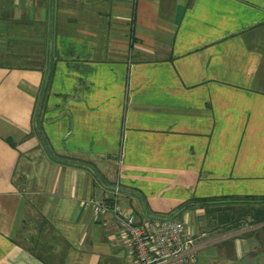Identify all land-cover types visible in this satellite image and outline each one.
Segmentation results:
<instances>
[{
  "label": "crops",
  "instance_id": "1",
  "mask_svg": "<svg viewBox=\"0 0 264 264\" xmlns=\"http://www.w3.org/2000/svg\"><path fill=\"white\" fill-rule=\"evenodd\" d=\"M226 194L264 195V0H0V264H134L112 204ZM177 215L190 264H264Z\"/></svg>",
  "mask_w": 264,
  "mask_h": 264
},
{
  "label": "built area",
  "instance_id": "2",
  "mask_svg": "<svg viewBox=\"0 0 264 264\" xmlns=\"http://www.w3.org/2000/svg\"><path fill=\"white\" fill-rule=\"evenodd\" d=\"M89 202L95 212L108 209L93 198ZM111 209L131 241L134 264H190L196 259V239L205 232H198L183 219L150 217L140 220L134 214L123 212L119 204H112Z\"/></svg>",
  "mask_w": 264,
  "mask_h": 264
},
{
  "label": "trees",
  "instance_id": "3",
  "mask_svg": "<svg viewBox=\"0 0 264 264\" xmlns=\"http://www.w3.org/2000/svg\"><path fill=\"white\" fill-rule=\"evenodd\" d=\"M190 202L193 207L198 205L205 209V227L210 231L237 230L247 219H251V223L264 222V195L205 196L193 198L185 203ZM177 216L179 217V214Z\"/></svg>",
  "mask_w": 264,
  "mask_h": 264
},
{
  "label": "rangeland",
  "instance_id": "4",
  "mask_svg": "<svg viewBox=\"0 0 264 264\" xmlns=\"http://www.w3.org/2000/svg\"><path fill=\"white\" fill-rule=\"evenodd\" d=\"M251 219H247L246 220V222H243L242 223V225H241V227H239V229H237V230H247V232L246 233H248L249 231L250 232H255V230H256V228L259 226V225H261V224H263L264 225V222H258V223H251ZM232 231V230H231ZM236 231V230H235ZM262 242H263V244L261 245V247H259L258 248V250L257 251H260V250H262L263 248H264V239H262Z\"/></svg>",
  "mask_w": 264,
  "mask_h": 264
},
{
  "label": "water",
  "instance_id": "5",
  "mask_svg": "<svg viewBox=\"0 0 264 264\" xmlns=\"http://www.w3.org/2000/svg\"><path fill=\"white\" fill-rule=\"evenodd\" d=\"M47 79H48V74L46 76V81H47ZM192 204H193L192 202L184 204L183 206H181L178 210H176L174 213H172L169 216H155V215H151V216L152 217H158V218H172V217L176 216L177 213H179L181 210H183L186 206L192 205Z\"/></svg>",
  "mask_w": 264,
  "mask_h": 264
}]
</instances>
